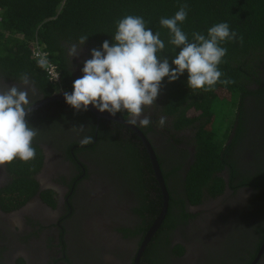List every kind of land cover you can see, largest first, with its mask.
Segmentation results:
<instances>
[{"label": "flooded vegetation", "instance_id": "obj_1", "mask_svg": "<svg viewBox=\"0 0 264 264\" xmlns=\"http://www.w3.org/2000/svg\"><path fill=\"white\" fill-rule=\"evenodd\" d=\"M74 44L81 47L72 41L65 50L76 80L91 48L85 42L72 57ZM254 74L247 92L264 84V69ZM29 80L33 104L26 119L39 129L32 145L39 147L42 160L29 179L16 174L15 159L0 165V264H264V92L246 95L243 105L248 122L256 124L248 134H256L258 146L248 140L251 148L242 143L224 150L221 167L205 183L195 181L191 192L186 179L199 122L177 128L175 115H162L161 127L155 103L144 107L149 126H127L89 108L76 112L63 97L73 91L68 87L63 94L46 93L31 75ZM0 81L21 84L2 70ZM116 115L129 119L124 111ZM79 125L83 130L74 127ZM137 131L155 154L168 194L165 217L146 244L163 194ZM92 135V143L81 145ZM134 135L147 162L131 169L123 148Z\"/></svg>", "mask_w": 264, "mask_h": 264}, {"label": "trees", "instance_id": "obj_2", "mask_svg": "<svg viewBox=\"0 0 264 264\" xmlns=\"http://www.w3.org/2000/svg\"><path fill=\"white\" fill-rule=\"evenodd\" d=\"M184 4L188 6V15L179 26L190 41L193 32L207 35L211 26L221 22L228 23L230 30L243 37V43L236 39L222 44L227 48V54L218 66L224 74L221 79H231L234 83H217L212 91L191 89L187 86L185 72L171 83L165 77L155 100L160 116H176L175 127L200 123L195 137L194 163L186 179L192 192L198 183H205L221 167L224 150L242 143L247 148L252 144L258 146L256 134H248L256 124L252 122L254 119L248 122L243 105L246 95L264 92V84L256 92L245 90L256 69H264V0H0V70L19 79L24 74L31 75L34 85L46 93L53 92L54 87L33 57V49L36 43H40L48 52L49 60L57 65L64 90L66 87L73 90L75 79L70 71L65 44L88 36V46L99 49L104 40L111 43L117 22L128 15L142 17L146 28L154 34L160 33L165 49L159 55L167 56L174 68L171 60L179 49L169 43L171 34L159 21L162 17H173ZM224 103L229 105L227 120L217 117L218 109ZM242 115L244 119H241ZM233 128L234 133L230 135ZM98 132L100 134V128ZM137 138L134 135L133 142L128 138L123 148V159L131 169L136 168L133 164L140 163L141 166L147 162L146 154L141 155ZM33 147L36 149L35 159L28 162L15 159L16 168L12 167L16 174L27 179L40 167L42 160L39 147L34 144ZM24 183L26 186L32 184L31 180ZM192 195L195 197L196 192ZM169 204L171 210L172 202ZM161 206L162 200L156 203L155 213ZM168 223L166 219L163 224Z\"/></svg>", "mask_w": 264, "mask_h": 264}, {"label": "clouds", "instance_id": "obj_3", "mask_svg": "<svg viewBox=\"0 0 264 264\" xmlns=\"http://www.w3.org/2000/svg\"><path fill=\"white\" fill-rule=\"evenodd\" d=\"M187 9L186 4L181 5L173 17H162L159 21L171 34L169 43L179 49L171 60L174 68L167 56L159 55L165 49L160 33L154 34L146 28L142 17L128 15L117 22L111 43L104 40L99 49L90 50L91 59L84 61L81 69L83 75L73 81L70 94H63L65 103L76 112L87 111L89 105L112 116L124 111L129 114V125L147 127L151 119L143 115L144 107L155 104L165 77L171 83L187 72V86L204 91H212L217 83H234L231 79H221L224 74L218 66L227 54L222 44L236 39L243 43V37L230 30L228 23L221 22L211 26L207 35L193 32L190 41L179 26L187 18ZM87 38L80 37L79 49L75 44L70 47L72 57L80 54ZM20 81V85L11 86L0 81V165L14 159L28 162L36 157L32 141L39 129L26 119L33 104L29 97L30 80L24 74ZM165 123L166 117L161 116L159 126ZM92 142V136L80 141L81 145Z\"/></svg>", "mask_w": 264, "mask_h": 264}, {"label": "water", "instance_id": "obj_4", "mask_svg": "<svg viewBox=\"0 0 264 264\" xmlns=\"http://www.w3.org/2000/svg\"><path fill=\"white\" fill-rule=\"evenodd\" d=\"M63 94V93H61ZM88 108L90 110H92L93 112H95L98 116H105L111 120H114V121H117V122H120V123H124L126 124L127 126H130L127 121L121 117H118L117 115L115 116H112L110 115L108 112H99L96 108L92 107V105H89ZM138 132V131H137ZM139 136L142 137L143 139V142L150 154V161L152 163V166H153V170H154V174L157 178V180L159 181L160 183V187H161V190H162V194H163V197H162V207H161V211L158 215V217L156 218V220L153 222V224L151 225L148 233L146 234V237L144 239V244H146L150 237L152 236V234L160 227L164 217H165V214H166V211H167V208H168V194L166 192V188L164 186V183H163V178H162V175H161V172H160V169L158 167V163H157V160H156V157H155V154L153 153V151L150 149V146L149 144L146 142V140L144 139L142 133H139Z\"/></svg>", "mask_w": 264, "mask_h": 264}, {"label": "built area", "instance_id": "obj_5", "mask_svg": "<svg viewBox=\"0 0 264 264\" xmlns=\"http://www.w3.org/2000/svg\"><path fill=\"white\" fill-rule=\"evenodd\" d=\"M33 57L38 61L40 67L43 69L48 81L54 87L55 94L64 92L61 82V73L56 64L49 60L48 52L43 48L40 43H36L33 49ZM58 77V79H57Z\"/></svg>", "mask_w": 264, "mask_h": 264}, {"label": "rangeland", "instance_id": "obj_6", "mask_svg": "<svg viewBox=\"0 0 264 264\" xmlns=\"http://www.w3.org/2000/svg\"><path fill=\"white\" fill-rule=\"evenodd\" d=\"M229 114V105L227 103H224L221 107H219L217 112V117H224L225 120H227Z\"/></svg>", "mask_w": 264, "mask_h": 264}]
</instances>
